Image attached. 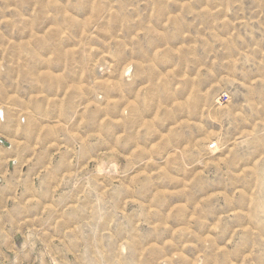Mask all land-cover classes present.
<instances>
[{
    "label": "rangeland",
    "instance_id": "1",
    "mask_svg": "<svg viewBox=\"0 0 264 264\" xmlns=\"http://www.w3.org/2000/svg\"><path fill=\"white\" fill-rule=\"evenodd\" d=\"M4 105L0 228L38 234L31 264H264V0H0Z\"/></svg>",
    "mask_w": 264,
    "mask_h": 264
},
{
    "label": "clouds",
    "instance_id": "2",
    "mask_svg": "<svg viewBox=\"0 0 264 264\" xmlns=\"http://www.w3.org/2000/svg\"><path fill=\"white\" fill-rule=\"evenodd\" d=\"M170 19H174V18H170ZM134 39V38H133ZM164 49L163 48H159L157 49V53L155 57H152L151 60L149 61L152 70L156 71V75L159 77V81L160 82H166V78L167 79H179V80H183L184 77L183 76H177V69L180 67L179 63H177V65L173 66L172 68H170L163 76H160L159 72L156 70L155 68V64L153 63L154 61L157 60L160 52H162ZM176 51H179V49H177ZM145 71H147V69H145ZM209 73L211 72V69L209 68L207 70ZM132 72V64H126L124 66V70H123V78H122V82L124 83H130L131 81H133V79L136 78V74L133 73L132 75H130L129 73ZM199 76V73H198ZM147 87V85H145V88ZM177 88L181 87V84H177L176 85ZM143 92V89L141 90ZM195 91V90H194ZM98 101L101 99L100 97L96 98ZM175 103L173 104L172 101L170 100H165L163 97L160 98L161 103L160 106L161 108H165V105H169L165 110L168 112L169 114V118H171L172 113L176 110V109H180L182 108L184 111L188 112L190 111V107H191V101L193 100V96L189 95L187 100H179V99H175ZM146 102H149V98L145 97V96H141L139 98V103L140 104H144ZM223 107V106H222ZM8 111V105H4L3 109L0 110V120H3L5 118V114ZM219 115V113L217 114ZM163 118L161 113H158L157 116L153 119V120H145L143 122H141L139 124V128L143 131V130H147L152 132L158 139H157V143L153 144L151 147L152 149H156L159 147V144L161 141H166L169 136L171 135V132L176 131V129L179 128L180 125L175 124V121H173V128L171 129V131L166 128V130H162L160 127V121ZM24 117L21 118V122L23 123L24 121ZM108 117H105V120H107ZM221 119H223V117H221ZM190 121L189 120H185L182 123L184 124H188ZM123 136L117 137V145L119 143V140L122 139ZM70 141L73 143L74 146L77 147V149L79 148L81 141L79 139V137L76 136H69ZM216 144L220 145L221 147H223L222 145V137L219 136V134H216ZM113 152H116L117 149L113 148L112 149ZM190 156V153L185 152L183 150H178V151H173L171 156L168 158V161H170L171 159L175 158L178 162L182 163L184 167H191V163L188 159V157ZM168 161H165V166H168ZM119 167V163L118 161L113 160V162L110 165V173L111 174H115L116 170ZM161 193H157V195H160ZM214 228L218 227V225H213ZM189 229L186 228H178L176 229V234H180V233H186L189 232ZM32 240L29 241L28 243V247L27 250L30 251L31 250V244L34 242V240L36 238H38V234L37 233H32ZM172 240H168L166 243L167 244H172ZM149 247H154V245H150Z\"/></svg>",
    "mask_w": 264,
    "mask_h": 264
},
{
    "label": "crops",
    "instance_id": "3",
    "mask_svg": "<svg viewBox=\"0 0 264 264\" xmlns=\"http://www.w3.org/2000/svg\"><path fill=\"white\" fill-rule=\"evenodd\" d=\"M9 136L12 137V135ZM9 149H11V145L7 147L2 143L0 144V153L7 154ZM12 232H15L12 228H0V264H31L33 262L31 255L23 256V251H21L27 247L26 242L21 243L12 239H5L6 237L10 238Z\"/></svg>",
    "mask_w": 264,
    "mask_h": 264
},
{
    "label": "water",
    "instance_id": "4",
    "mask_svg": "<svg viewBox=\"0 0 264 264\" xmlns=\"http://www.w3.org/2000/svg\"><path fill=\"white\" fill-rule=\"evenodd\" d=\"M0 143H2L5 146H8V144L5 141H3V140H0Z\"/></svg>",
    "mask_w": 264,
    "mask_h": 264
},
{
    "label": "bare ground",
    "instance_id": "5",
    "mask_svg": "<svg viewBox=\"0 0 264 264\" xmlns=\"http://www.w3.org/2000/svg\"><path fill=\"white\" fill-rule=\"evenodd\" d=\"M0 140H2V139H0ZM7 143V142H6ZM8 144V146L7 147H9L10 145H9V143H7Z\"/></svg>",
    "mask_w": 264,
    "mask_h": 264
}]
</instances>
